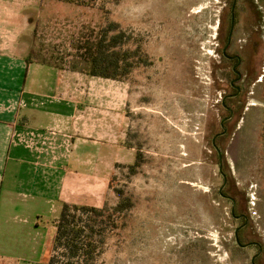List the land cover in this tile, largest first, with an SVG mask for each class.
Masks as SVG:
<instances>
[{
    "label": "rangeland",
    "instance_id": "374dc122",
    "mask_svg": "<svg viewBox=\"0 0 264 264\" xmlns=\"http://www.w3.org/2000/svg\"><path fill=\"white\" fill-rule=\"evenodd\" d=\"M228 2L100 0L82 7L0 0V24L13 18L16 51L26 63L54 68L61 95L83 104L78 115L94 113L90 118L99 123L110 119V139L98 141L96 180L79 183V201L110 209L123 197L130 205L113 215L114 229L104 230L95 264H249L256 249L235 246L240 222L218 195L219 168L230 194L254 191L241 238L264 250V107L248 106L244 115L241 110L227 134L214 139L225 114L217 34ZM109 22L125 34L120 48L138 50L142 60L129 59L133 65L122 80L87 75L77 56L80 39ZM259 91L264 97L263 84ZM56 209L58 216L61 204ZM52 217L40 218L48 249ZM260 260L264 264V254Z\"/></svg>",
    "mask_w": 264,
    "mask_h": 264
},
{
    "label": "crops",
    "instance_id": "0c3cea01",
    "mask_svg": "<svg viewBox=\"0 0 264 264\" xmlns=\"http://www.w3.org/2000/svg\"><path fill=\"white\" fill-rule=\"evenodd\" d=\"M11 21L0 24V264H44L51 245L40 218L55 220L62 203L85 205L79 183L95 182L98 141L110 139L112 125L78 115L54 68L26 63ZM88 187L91 200L96 184Z\"/></svg>",
    "mask_w": 264,
    "mask_h": 264
},
{
    "label": "flooded vegetation",
    "instance_id": "af4514ba",
    "mask_svg": "<svg viewBox=\"0 0 264 264\" xmlns=\"http://www.w3.org/2000/svg\"><path fill=\"white\" fill-rule=\"evenodd\" d=\"M218 23L219 39L218 53L219 71L222 73L220 86L223 87V95L220 96L219 106L224 115L219 121L220 131L214 139L223 138L227 134V125L232 124L237 114H245L249 107L264 104H250V99H256L264 103L260 94L264 85V0H229ZM258 85V87H257ZM255 87L256 93L253 92ZM257 87V88H256ZM217 156L220 158L219 153ZM222 177V185L218 189V195L230 204L229 214L234 221L240 222L233 231V240L239 250L254 247L255 253L251 256L249 264H263V247L254 240L242 242V232L248 223L247 214L249 199L253 198L248 191L245 194H230L225 189L229 188V182ZM250 189V188H249ZM248 189V190H249ZM254 205V202H251ZM253 209V208H252Z\"/></svg>",
    "mask_w": 264,
    "mask_h": 264
},
{
    "label": "trees",
    "instance_id": "16d2710c",
    "mask_svg": "<svg viewBox=\"0 0 264 264\" xmlns=\"http://www.w3.org/2000/svg\"><path fill=\"white\" fill-rule=\"evenodd\" d=\"M64 4L93 7L98 0H52ZM125 34L118 24L109 22L95 34L81 38L76 47L80 63L87 66V75L122 80L133 65L129 59L141 57L138 50L126 51ZM128 198H121L112 208L62 203L54 220L51 254L47 264H95L104 230L115 226L113 215L129 207Z\"/></svg>",
    "mask_w": 264,
    "mask_h": 264
}]
</instances>
